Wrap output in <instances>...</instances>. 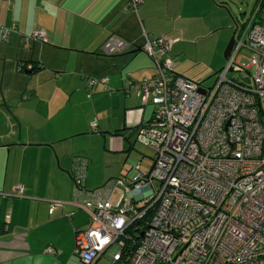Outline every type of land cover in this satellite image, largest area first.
Wrapping results in <instances>:
<instances>
[{
    "label": "built area",
    "instance_id": "2783aa9c",
    "mask_svg": "<svg viewBox=\"0 0 264 264\" xmlns=\"http://www.w3.org/2000/svg\"><path fill=\"white\" fill-rule=\"evenodd\" d=\"M138 1L128 0V7ZM234 27L225 64L209 87L174 72L170 47L176 39L143 33L134 46L155 68L133 83L140 103L154 107L151 120L134 130L136 140L153 150L152 163L131 176L126 192L121 179L86 189L82 171H72L73 204L88 214L73 234L72 253L83 264H95L103 253L110 264L124 254V264H264V0H255ZM12 28L1 25L0 39ZM29 40L46 41L44 30L22 38ZM132 45L109 35L100 49L111 55ZM106 81L89 75L86 86L108 90ZM89 125L96 129L94 120ZM133 167L138 170V163ZM59 204L51 200L48 213ZM134 220L143 223L126 251V229Z\"/></svg>",
    "mask_w": 264,
    "mask_h": 264
},
{
    "label": "crops",
    "instance_id": "0c3cea01",
    "mask_svg": "<svg viewBox=\"0 0 264 264\" xmlns=\"http://www.w3.org/2000/svg\"><path fill=\"white\" fill-rule=\"evenodd\" d=\"M127 2L0 0V26L13 27L0 39V264H83L72 253L73 234L88 214L73 204L71 171H82L86 189L104 184L96 152L105 144L97 137L129 135L131 126L124 123L142 105L133 83L155 71L142 50L133 52L143 33L176 39L175 53L184 42L215 53L225 48L231 26L222 0H139L135 9ZM221 27L228 31L220 36ZM36 29L44 30L46 41L24 44L22 38ZM109 35L134 45L105 54L100 45ZM89 75H105L108 90L88 88ZM104 94L117 112H102L91 131V119L73 108L86 96L92 106ZM151 118L152 110L146 117L142 109L135 128ZM123 171L128 176L130 170ZM51 200L61 204L49 214Z\"/></svg>",
    "mask_w": 264,
    "mask_h": 264
},
{
    "label": "rangeland",
    "instance_id": "374dc122",
    "mask_svg": "<svg viewBox=\"0 0 264 264\" xmlns=\"http://www.w3.org/2000/svg\"><path fill=\"white\" fill-rule=\"evenodd\" d=\"M222 1L224 6V12L227 18L229 19V23L231 26L229 30L230 36L231 32L234 30V24H239L244 19L246 14H248V12L251 10L255 0ZM215 14L216 11H209L207 13L209 17H213L215 16ZM221 28L222 29L217 32V34L221 32L220 36L222 34H226V31H228L227 28ZM228 38L226 39V42ZM182 39L186 40L185 37H182ZM200 45L201 43H199V49L201 48L202 50H196L194 48V45H191L188 42H184L178 46L182 48V51L175 53L176 44H173L170 48V56L173 60L174 68L176 67L177 72H180L189 80L199 82L200 85L203 87H209L213 83L218 71L224 66L226 59L223 58L222 55L223 49L215 53L213 50H206L203 46ZM241 54L249 56L248 50H242ZM240 61L243 64L247 63V60L243 57L240 58ZM209 65H213L216 67L214 68V70L208 71L206 67ZM230 76L237 77V71H231ZM106 96L107 94L101 96V98L98 101L94 102L92 106L89 101L90 97L86 96L77 107L73 108V110L76 114L84 118L89 117L91 121H96V119H99L102 112L104 113V115H110L111 109L115 107L114 104L106 100ZM138 102L139 101L137 99V104ZM135 109L136 110L134 111H136V113H132L131 120L128 121V119H126V122L124 123V125L126 126H131L129 129V135H98L97 137L100 140H103L105 144L104 146H102L104 147L102 152H96L97 160L102 170L98 174L104 178L102 183H105L110 179H121L122 181H124V183L121 184V188L124 190V192L129 189L126 184L129 183L132 175H134L138 171L146 172L149 169L151 164V158L153 156V150L149 146H146L136 140L135 131L133 128H135L138 122V116L139 114H141L142 109L145 110V116L147 117L149 113H151V110L153 111L154 107L148 101L147 103H145V106H142L140 104L137 105ZM125 111L127 114L131 112L127 109H125ZM116 112L117 108L115 107L112 114ZM127 137L128 141L126 140ZM128 146L130 147L129 149H127ZM136 162L139 165V170L134 169L133 167V164ZM122 167L125 168V170L129 168L130 172L128 173V178L120 174V170L122 169ZM154 184H156L155 181ZM104 255V253L101 255V257L97 260L96 264H110L109 260L105 258Z\"/></svg>",
    "mask_w": 264,
    "mask_h": 264
},
{
    "label": "trees",
    "instance_id": "16d2710c",
    "mask_svg": "<svg viewBox=\"0 0 264 264\" xmlns=\"http://www.w3.org/2000/svg\"><path fill=\"white\" fill-rule=\"evenodd\" d=\"M234 26H235V24H234ZM235 28V27H234ZM233 28V29H234ZM119 36V35H118ZM91 129V128H90ZM91 131H95V130H92L91 129ZM71 174H72V171H71ZM150 213H151V210L150 209H147L146 210V212H145V215H144V217H145V219H148V216H150ZM143 223V221H139V220H134L131 224H130V226H128V228L126 229V233L128 234H126L127 236H131L130 238H129V240H126L125 241V243H126V247H127V249H126V251H128L129 250V246H131V245H133L132 243H134L135 241H137V239H138V235H136V233H139V230L136 232V233H134L135 232V227L136 226H138V223ZM125 256H126V254H124L123 255V258H122V260L118 263V264H124L125 263Z\"/></svg>",
    "mask_w": 264,
    "mask_h": 264
},
{
    "label": "water",
    "instance_id": "95a60500",
    "mask_svg": "<svg viewBox=\"0 0 264 264\" xmlns=\"http://www.w3.org/2000/svg\"><path fill=\"white\" fill-rule=\"evenodd\" d=\"M233 35H234V30L231 32V35H230V37H229V39H228V41H227V43L225 45V48L223 50V54L222 55H223V58H225V59H226V57H227V55H228V53L230 51V48H231V45H232V41H233ZM138 50L141 51V49L135 48L133 52L138 51Z\"/></svg>",
    "mask_w": 264,
    "mask_h": 264
}]
</instances>
